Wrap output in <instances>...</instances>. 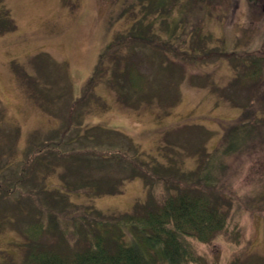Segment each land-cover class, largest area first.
<instances>
[{
    "label": "trees",
    "instance_id": "16d2710c",
    "mask_svg": "<svg viewBox=\"0 0 264 264\" xmlns=\"http://www.w3.org/2000/svg\"><path fill=\"white\" fill-rule=\"evenodd\" d=\"M137 1L145 6V13L102 49L84 86L87 93L79 99L75 96L68 99L67 117H61L60 124L47 136L35 129L28 133L24 147H14L21 155L15 154L17 165L12 167L15 178L7 180H2V162L12 161H7L4 155L13 159L15 134L5 124L0 105L1 224L2 229L8 227L6 222L13 224L25 237L23 264H199L200 256L190 239L212 240L231 216L232 199L224 191L231 189L232 184L225 181L224 175L229 168H235L236 157L264 145V103L256 94L264 80L263 50L246 48L238 39L233 46L232 42L215 36L214 31H205V19H221L224 14L216 9L228 0H147V4L145 0ZM170 3L182 5L173 26L162 17L163 13L169 14ZM147 15L155 17L145 23ZM159 20L168 28L165 40H159L155 30L150 31V24ZM15 28L17 23L4 8L0 11V32ZM135 46H142L141 57L145 55L151 63L149 73L139 68ZM109 56H113V67L111 73L108 68L107 75L104 61ZM216 58L228 60L235 70L228 83H216L210 73L195 75L191 80L210 86L212 92L240 111L233 118L218 119L221 129L218 135L215 129L207 130L205 140L206 131L198 123L197 138L181 142L198 156L193 168L183 169V160L178 162L174 156L176 151L180 152L176 144H181V140H173L167 133L165 143L156 148L159 154L165 153L162 156L166 161L157 152L148 153L147 159L142 156L143 148L129 134L99 122L88 124L81 116L83 113H79V107L91 111L94 102L101 108H111L101 96L89 97L101 80L118 89L120 104L138 108L147 101L158 105L160 120L172 113V107L181 98L180 85L186 75L182 63L210 62ZM12 66L15 70V65ZM18 69V77L24 80ZM244 88L249 89V94H242ZM19 134L18 130L16 135ZM91 170L93 175L89 173ZM54 174L57 181L50 179ZM135 178H142L146 199L136 201L129 211H106L71 199L73 194L89 197L117 194L123 191L125 181ZM157 185L164 188L163 200L155 196ZM33 204L36 209L27 210ZM36 210L41 217L32 219ZM11 214L12 218H4ZM69 230L72 236L67 233ZM51 232L58 235V241L45 242L43 234ZM230 264H264V257L236 256Z\"/></svg>",
    "mask_w": 264,
    "mask_h": 264
},
{
    "label": "rangeland",
    "instance_id": "374dc122",
    "mask_svg": "<svg viewBox=\"0 0 264 264\" xmlns=\"http://www.w3.org/2000/svg\"><path fill=\"white\" fill-rule=\"evenodd\" d=\"M144 3L147 4V0ZM0 7V11L8 9L17 23L14 30L0 32L1 115L5 116V124L15 134L13 146L11 145L13 159L4 155L7 161H12L2 162V180H7L15 178L12 176V167L17 165L15 154L21 155L14 151V147H24L28 133L36 128L47 136L52 128L60 124L61 117H67L65 105L68 104V99L72 96L79 99L87 93L86 90L83 91L84 86L102 49L117 34L127 31L135 18L145 13L146 8L137 0H0ZM181 7V4L170 3L169 14L163 13L162 17H166L165 21L173 26L180 17ZM216 10L223 13V17L206 18L205 31H214L215 36L232 42L233 46L235 39H238L243 42L244 47H260L264 52V0H228ZM154 17L147 15L145 23H149ZM193 20L194 16L191 18L192 23ZM150 25V31L155 30L159 40L168 37V28L162 20ZM170 39L173 40V37ZM141 47L135 46V54L140 58L139 68L149 73L152 65L145 55L141 57L144 52ZM112 58L113 56L106 57L107 61H104L107 75L108 68L111 73L113 67ZM182 64L186 75L180 85L181 98L172 107V113L163 115L160 120L157 119V114L161 111L158 105H151L147 101H143L138 108L120 104L117 100L118 89L101 80L89 93V97L101 96L110 103L111 108H101L94 102L91 111L79 107V113H83L81 116L89 121L88 124L99 122L105 126L120 128L129 134L143 148V157L150 159L148 153L157 152L158 157L166 161L163 157L165 153L159 154L156 150L159 144L165 143L166 133L173 140L187 143L197 138L199 128L195 126L199 123L203 124L202 129L206 131V140L207 130L215 129L217 135L221 132L218 119L233 118L240 111L220 98L217 92H212L210 86L198 85L191 80L195 75L210 73L216 83H228L235 74L228 60L216 58L210 62L184 61ZM17 68L23 72L24 80L18 77ZM241 92L247 95L249 89L244 88ZM256 94L258 100L264 103V80L259 84ZM18 130L19 136L16 135ZM182 143L176 144L180 152L176 151L174 156L178 162L183 160V169L193 168L198 156ZM234 166L224 175L225 181L232 184L231 189L225 188L224 192L232 199L233 204L226 227L208 242L190 239L200 256L199 264H230L236 256L245 259L264 257V145L259 144L255 150L236 157L233 160ZM89 173L93 175L94 171ZM50 179L57 181V174ZM155 196L163 200L164 188L161 185L156 186ZM71 199L106 211H129L136 201L146 199V187L142 178H135L125 181L123 191L117 194L95 197L73 194ZM6 202L10 206V202ZM29 209L34 210L36 206L33 204L27 210ZM34 214L32 219L41 217L37 214L34 218ZM1 223L0 216V263L23 264L25 237L13 224L6 222L5 226L10 228L2 229ZM55 229L56 227L52 228L57 232ZM67 233L72 236L70 230ZM42 239L54 243L58 241V235L51 232L43 234Z\"/></svg>",
    "mask_w": 264,
    "mask_h": 264
},
{
    "label": "crops",
    "instance_id": "0c3cea01",
    "mask_svg": "<svg viewBox=\"0 0 264 264\" xmlns=\"http://www.w3.org/2000/svg\"><path fill=\"white\" fill-rule=\"evenodd\" d=\"M36 102V101H35ZM37 129V128H36ZM32 131V130H31Z\"/></svg>",
    "mask_w": 264,
    "mask_h": 264
}]
</instances>
